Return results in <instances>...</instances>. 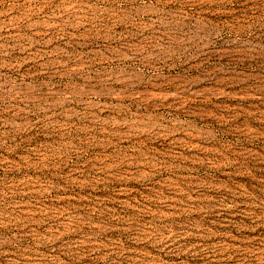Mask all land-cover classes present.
Wrapping results in <instances>:
<instances>
[{
  "label": "rangeland",
  "instance_id": "374dc122",
  "mask_svg": "<svg viewBox=\"0 0 264 264\" xmlns=\"http://www.w3.org/2000/svg\"><path fill=\"white\" fill-rule=\"evenodd\" d=\"M0 264H264V0H0Z\"/></svg>",
  "mask_w": 264,
  "mask_h": 264
}]
</instances>
